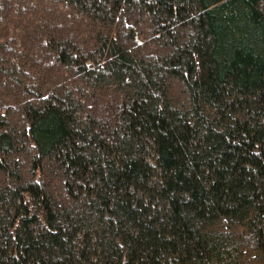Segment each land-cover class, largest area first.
<instances>
[{
	"label": "trees",
	"instance_id": "16d2710c",
	"mask_svg": "<svg viewBox=\"0 0 264 264\" xmlns=\"http://www.w3.org/2000/svg\"><path fill=\"white\" fill-rule=\"evenodd\" d=\"M0 264H264V0H0Z\"/></svg>",
	"mask_w": 264,
	"mask_h": 264
}]
</instances>
